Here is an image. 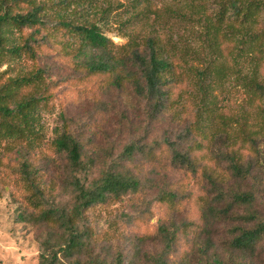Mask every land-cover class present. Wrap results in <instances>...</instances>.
<instances>
[{
  "label": "rangeland",
  "instance_id": "1",
  "mask_svg": "<svg viewBox=\"0 0 264 264\" xmlns=\"http://www.w3.org/2000/svg\"><path fill=\"white\" fill-rule=\"evenodd\" d=\"M28 1L30 3L0 0V16L26 13L36 1L41 5L39 15L46 20L45 33L48 34L60 31L54 32L59 29L56 23L64 20L96 24L113 43V51L126 45L135 35H157L163 42L189 48L191 54L184 56L185 62H181L183 53L177 54L179 60L174 61L176 80L170 94L172 107L164 112L162 121L154 127L162 135L176 138L185 129L198 132L204 126V119L210 129L203 132L213 134L211 128L215 129L222 119L230 134L238 139L237 136L246 137L245 130H257L264 121L260 107L263 101L245 87L242 80L250 77L253 69L257 70V59L258 79L264 80V52L250 53L249 37L244 30L231 36L227 21L220 33L215 32V14L219 10L218 2L223 0H67L65 5H59L58 0ZM257 1L263 4L259 22L249 27L253 32H262L264 44V0ZM1 33L6 38L7 48L21 47L31 30L19 29L9 20L2 26ZM35 38L37 43L30 45L40 55L39 60L30 59L22 51L16 56L6 53L0 63L2 86L9 79L31 74L46 60L44 54H52L49 60L51 75L45 79L47 85L51 82L49 95L34 113L36 137H27L25 141H0L1 264H38L43 229L36 222L37 211L29 202L31 194L23 173L24 164L37 169L39 175L34 181L41 182L42 176L46 190H52L50 185L53 182L55 186L59 185L58 157L52 143L58 135L68 131L82 141L85 151L94 160L90 165V178L99 177L112 168L133 173V158L132 161H123L122 158H126L124 151L133 146V139L142 138L147 132L143 127L145 119L133 117L132 84L124 83L119 88L110 74H88L78 63L75 66L71 57L57 58L56 51L39 45L41 36ZM200 74L204 75L203 84L198 78ZM239 151L245 158H253L247 147ZM141 164L145 176L159 188L164 187V182L171 183L170 189L177 192L175 204L156 202L161 190L153 189L147 190L140 201L133 199V195H126L90 209L83 223L91 236L89 251L93 258L98 256L113 261L120 254L123 264H147L145 253L157 254L162 246L147 241L140 245L139 251L135 247L137 238L154 236L159 225L171 219L200 222V205L206 194L199 175L195 178L187 172L172 170L169 164L152 165L147 161ZM208 166L218 174L223 171L214 159L208 160ZM259 175L264 189V171ZM62 192V184L52 190L61 205L68 199ZM192 239L189 234L178 240L175 253L168 257L169 264H177L186 255ZM222 239L224 235L214 239L219 248Z\"/></svg>",
  "mask_w": 264,
  "mask_h": 264
},
{
  "label": "trees",
  "instance_id": "2",
  "mask_svg": "<svg viewBox=\"0 0 264 264\" xmlns=\"http://www.w3.org/2000/svg\"><path fill=\"white\" fill-rule=\"evenodd\" d=\"M66 2L58 0L57 3L65 5ZM218 4L215 32L220 33L227 21L226 27L230 29L231 36L244 30L249 37L250 53H263L262 32H253L249 27L259 22L262 2L223 0ZM31 5L32 8L26 13L0 16V63L6 53L16 56L22 51L30 59L39 60L40 55L30 43H37L35 37L41 36L39 45L56 51L57 58L71 57L75 60V66L78 63L88 74H110L119 88L124 83L132 84L133 117L136 116V120L145 119L143 127L147 130L146 135L133 139V146L126 147L124 151L126 158H122L123 161H132L133 158V173L112 168L99 177L91 178L90 165L94 160L85 151L82 141L68 131L58 135L52 146L58 157L59 185L56 186L62 184V194L68 196L67 203L63 205L57 203L56 195H52V190H56L55 183L50 185L52 190H46L42 176L41 182L34 181V177L39 175L37 169L28 163L23 165L31 194L29 202L36 209V222L43 229L38 264H123L120 254L113 261L92 257L89 251L91 236L84 228V216L90 209L126 195H133V199L140 201L147 190L153 189L161 190L156 202L175 204L177 192L170 189L171 183L164 182L162 188L155 185L152 179L145 176L142 161L152 165L169 164L172 170L187 172L195 178L199 175L206 194L200 205V222L171 219L159 225L154 236H142L135 240V247L139 251L140 245L147 241L162 246L157 254L145 253L147 264H169L168 257L175 253L178 240L189 234L193 237L191 249L177 264H263L264 189L259 174L264 171V148H260L264 145V121L257 130H245L246 137L237 136L238 139L230 134L222 119L215 129L211 128L213 134L203 132L210 129L204 119V126L198 132L185 129L176 138L162 135L154 127L160 124L164 112L172 107L170 94L176 80L174 61L179 60L177 54L183 53L181 62H185L184 56L191 54L189 48L163 42L157 35H135L126 45L113 51V43L96 24H76L64 20L58 21L56 25L59 29L54 30H60L63 34L60 35V31L48 34L45 33L46 20L39 15L41 5L36 1ZM9 20L19 29L31 30L21 47L7 48L6 38L1 35L2 26ZM51 55L48 52L44 54L46 60L31 74L9 79L0 86V141H25L27 137H36L33 131L34 113L49 95L51 82L47 85L45 79L51 75ZM257 60V70L253 69L250 77L242 80L243 85L263 101L260 107L264 119V80L258 79ZM200 76L198 78L203 84L204 75ZM200 137L203 139L199 140ZM244 147L250 150L253 160L241 154L239 150ZM202 150L205 153H201ZM213 159L217 167L223 170L219 174L208 166V160ZM222 235L224 239L219 248L214 239Z\"/></svg>",
  "mask_w": 264,
  "mask_h": 264
}]
</instances>
